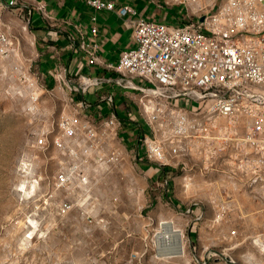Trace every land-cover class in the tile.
Wrapping results in <instances>:
<instances>
[{
	"label": "built area",
	"instance_id": "2783aa9c",
	"mask_svg": "<svg viewBox=\"0 0 264 264\" xmlns=\"http://www.w3.org/2000/svg\"><path fill=\"white\" fill-rule=\"evenodd\" d=\"M86 1L97 11L115 8L107 0ZM164 2L187 12L192 3L194 17L187 14L189 20L181 25L140 18L135 45L121 54L118 65L98 55L94 27L90 38H82L77 47L88 67L110 76L78 74L59 64L50 71L53 86L40 87L41 66L24 65L23 59L41 58L32 16L38 14L52 29H61L60 23L44 2L0 0L1 71L31 81V110L40 106L39 89L66 109L55 120L44 111L39 117L45 124L22 144L19 169L28 180V193L19 191L41 196L42 228L53 230L74 215L93 224L118 208L115 189L129 166L150 180L151 187L164 188L167 202L173 201L168 194L172 175L193 169L225 166L241 175L248 187L264 183V0ZM117 14L136 13L126 6ZM25 35L33 38L31 44ZM53 42L48 49L57 53L56 37ZM103 85L123 92L124 116L115 111L116 98L109 91L97 94V105L87 99L91 89ZM32 153L48 155L56 170L49 174L47 165L38 167ZM142 163L151 166L152 175ZM129 181L130 193L137 196L138 181Z\"/></svg>",
	"mask_w": 264,
	"mask_h": 264
},
{
	"label": "rangeland",
	"instance_id": "374dc122",
	"mask_svg": "<svg viewBox=\"0 0 264 264\" xmlns=\"http://www.w3.org/2000/svg\"><path fill=\"white\" fill-rule=\"evenodd\" d=\"M180 8L183 23L189 20L187 14L194 17L196 9ZM23 59L33 68L40 64L30 62L29 56ZM50 73L43 71L40 87L53 86ZM30 82L0 69V264H264V183L248 187L241 175L225 166L172 175V202H167L164 188L151 187L150 180L129 166L115 189L118 208L93 224L74 215L53 230L42 228L41 196L19 191L28 193V180L19 169L22 144L45 124L39 117L44 111L55 120L63 108L39 89L40 106L31 110ZM32 154L38 167L47 165L49 174L56 170L48 155ZM141 168L152 175L149 164ZM129 177L139 183L137 196L130 193ZM165 221L183 233L184 256L165 255L164 250L172 248L159 238Z\"/></svg>",
	"mask_w": 264,
	"mask_h": 264
},
{
	"label": "crops",
	"instance_id": "0c3cea01",
	"mask_svg": "<svg viewBox=\"0 0 264 264\" xmlns=\"http://www.w3.org/2000/svg\"><path fill=\"white\" fill-rule=\"evenodd\" d=\"M38 1L45 3L50 15L61 26V29L59 27L52 29L38 14L32 16L31 30L41 54L39 65L47 73L55 70L59 64H64L78 74L110 76L108 72L99 71L96 67H88L85 56L77 47L82 38H90L94 27L98 31L97 37L94 38V42L98 45V55L106 62L118 65L121 54L135 45L133 34L136 22L140 18L168 25H181L186 19L180 6L166 5L164 0H107L114 3V11H97L86 0ZM126 6L131 7L136 14L120 17L118 11ZM25 37L27 43L31 44L33 38L28 35ZM55 37L57 53L48 49V46L54 43ZM104 91H109L115 96V111L120 116H124L120 107L127 103V100L123 92L114 85L91 89L87 99L97 105V94Z\"/></svg>",
	"mask_w": 264,
	"mask_h": 264
},
{
	"label": "bare ground",
	"instance_id": "6f19581e",
	"mask_svg": "<svg viewBox=\"0 0 264 264\" xmlns=\"http://www.w3.org/2000/svg\"><path fill=\"white\" fill-rule=\"evenodd\" d=\"M195 9V6L191 3L190 10ZM31 77V76H29ZM30 79V78H29ZM63 98L62 95H60ZM66 109L63 111L65 113ZM188 188V185H186ZM162 231H160L159 238L164 242V244H172V248L166 249L165 255H169V257H181L185 254V240L183 233L181 230L177 229L172 221L162 222ZM165 247V246H164ZM167 247V246H166ZM163 251V253H164Z\"/></svg>",
	"mask_w": 264,
	"mask_h": 264
}]
</instances>
